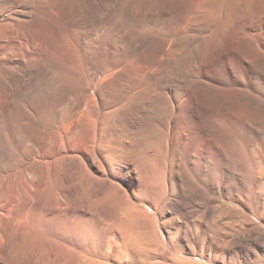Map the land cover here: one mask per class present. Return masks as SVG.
Segmentation results:
<instances>
[{"label":"bare ground","instance_id":"6f19581e","mask_svg":"<svg viewBox=\"0 0 264 264\" xmlns=\"http://www.w3.org/2000/svg\"><path fill=\"white\" fill-rule=\"evenodd\" d=\"M254 263L264 0H0V264Z\"/></svg>","mask_w":264,"mask_h":264},{"label":"rangeland","instance_id":"374dc122","mask_svg":"<svg viewBox=\"0 0 264 264\" xmlns=\"http://www.w3.org/2000/svg\"><path fill=\"white\" fill-rule=\"evenodd\" d=\"M225 203L230 204V201L226 200ZM254 264H260V263H254Z\"/></svg>","mask_w":264,"mask_h":264}]
</instances>
